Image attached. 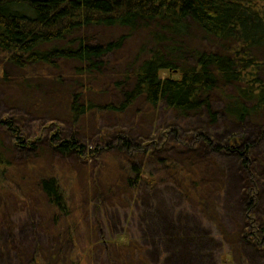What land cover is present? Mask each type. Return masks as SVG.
Wrapping results in <instances>:
<instances>
[{"label":"trees","instance_id":"obj_1","mask_svg":"<svg viewBox=\"0 0 264 264\" xmlns=\"http://www.w3.org/2000/svg\"><path fill=\"white\" fill-rule=\"evenodd\" d=\"M163 111L184 123L207 116L209 126L223 116L227 123L237 122L240 134L230 133L221 147L216 134L209 139L195 127L183 135L175 126L159 132L154 119L159 113L166 118ZM28 119L34 120L30 126L24 123ZM249 128L264 133V0H0V197L17 199L0 204V264H100V258L102 264L172 263L171 257L165 260L171 253L156 242L158 237L133 239L126 230L108 228L99 248L87 239V249L79 253L82 245L74 234L83 221L109 223L119 202L128 203L127 218L142 216L139 227L147 233L154 229L152 213L164 220L152 209L151 192L149 200L143 195L145 185L157 189L173 182L182 193L183 207H172V222L183 221L191 198L199 219L215 217L207 214L206 193L223 192L225 172L211 158V173L221 174L209 176L205 186L210 188L197 183L202 173L191 156L201 153L192 144L208 145L216 155H236L242 171L261 180L264 153L254 154L253 142L242 135ZM3 131L14 138L9 147L1 140ZM129 133L137 135L136 145L127 139L117 147ZM15 147L28 153L24 172L9 158ZM93 156L102 161L97 157V165L88 164ZM72 158L82 175H76ZM187 165L191 172L185 171ZM81 176L88 190L82 200L74 190ZM24 180L25 190L16 183ZM240 184L247 198L249 183L241 178ZM102 190L105 194L97 193ZM36 193L41 221L51 224L45 234L51 241L25 248L12 223L15 212L34 208ZM213 201L212 208L221 205ZM245 207L237 210L250 223L246 236L264 246L257 242L264 240V217L261 221L258 207ZM220 234L228 251L219 253L218 263L235 264L230 249L239 240ZM149 249L155 261L145 258Z\"/></svg>","mask_w":264,"mask_h":264},{"label":"rangeland","instance_id":"obj_2","mask_svg":"<svg viewBox=\"0 0 264 264\" xmlns=\"http://www.w3.org/2000/svg\"><path fill=\"white\" fill-rule=\"evenodd\" d=\"M200 42V41H199ZM217 102V101H215ZM164 117L163 113H159V115L154 119L155 128H159V132L164 131L167 127H178L179 131H177L180 134H189L191 130L195 128L197 129H202L203 134L206 135L207 138L211 139L214 138V135L216 134L215 143L222 145L225 144L226 137L229 136L230 133H237L240 134V126H238L237 122L236 124L233 123H227L224 120L223 116L218 117V122L215 123L213 126H209V124L206 122V119H208L207 116H202V118L198 119H191L189 120L188 123H184V121H179L177 119H171L170 114L168 112H165ZM130 115V113H129ZM165 118L163 120V118ZM223 117V118H222ZM198 120H202V122H196ZM224 120V123H223ZM31 119L26 120L24 123L26 126H30V124H33L34 120L31 121ZM145 121V120H144ZM221 123L225 125V128L220 129ZM199 124V125H198ZM202 124V125H201ZM206 124V125H205ZM134 125V124H133ZM198 125V126H196ZM143 125L140 124H135V127H142ZM139 129V128H138ZM220 129V130H219ZM26 130V129H25ZM46 131L52 132L51 127H47ZM125 131V130H124ZM133 134L136 131V134H140V132H137L136 129H133ZM198 132V131H197ZM196 132V133H197ZM132 133V132H131ZM131 133L128 134V137H125L124 139L120 140L121 144L119 145L116 143L117 147H124L123 143L125 145V141L128 139V141L131 144V141L133 143H137V135H132ZM236 134V135H237ZM242 135H245V138L252 141L254 144V154L260 155V153H264V133L262 135H259L256 130H253L252 128H249L247 132L243 133ZM258 135V137H257ZM2 141H4V144L6 147H9L12 145V141H14L13 136H10L7 132L3 131L2 135ZM24 137H31L27 136L26 134L23 135ZM196 138V136H194ZM161 144V143H160ZM194 148L197 149V151H200L202 155L205 154L204 157L200 154L198 155H193L191 158L194 160L195 163L199 164L198 169L202 173V176H200L199 181H196L197 183L201 184L202 187L205 186V183L209 184V176H212L216 178L221 174V172H225L224 175L222 176L221 180V185L223 187V192L222 193H215V192H207L206 195L209 198L208 200L210 201V205H208V215L214 216L216 213L215 217H211V219H199L198 217L201 216V213H195L198 212L199 209L195 207V199L191 198L190 202L192 204H189L192 208L190 210H184L183 213L184 217L183 221L180 223H176L175 221L172 222L171 216L173 212L171 211L172 207H178L179 208L183 207V202L178 196H180L182 193L180 191H177V188L173 185L174 183L171 182L167 183L168 185H160L157 189L154 188L152 185H145V189L143 192V195L146 196L147 200H149V191L151 192L150 197L151 199H155L156 205L154 211H156L158 216L164 220V222H160L158 219H155L153 216V213L151 215V224L153 225L154 229H151L148 233L146 232L147 229L140 228L139 225L141 224V221L139 219L143 220V217L141 216L139 219H137V216L132 215V217H126L127 213L129 212L128 210V203L121 202L118 203V206L114 209L115 211V216L109 223H105L104 226H95V223L90 222V220H87L86 222L83 221V223L78 227L76 231H80L78 233H75V241L79 245L78 246V251L79 253H84V251L87 248H84L85 242H87V239L94 245V248H99L101 245L98 242L100 240L99 238L106 239L107 234L105 233L106 229L112 228L114 231H127L132 235L133 239H137L140 237H146L149 238L150 240L156 239L154 237H158L159 239L156 241L157 243H164L171 255H165V260L168 262V259L171 257V262L169 264H219L218 263V256L219 253L222 251L227 252L228 251V246L227 243L223 242L221 238L220 232L225 231L226 233L229 234V237L227 238L228 241L230 239H234V236L236 237V240H239L238 244H236L232 249H230V253H232L231 256H234L233 261L235 264H264V246L260 245H255L252 244V239L247 238V228L246 226H249L250 223L244 221L242 213L240 210H237V206L240 204H243L246 206L245 208L250 209V207H258L259 208V216L261 218V221H263L264 217V167H260L263 171V174L261 175V180H256L252 179L251 175L248 174L246 171H242L239 160L235 157L236 155L230 154V153H219L215 154L214 151H211L210 148H208V145H204L203 149H200L198 145H193ZM191 146V148H192ZM205 148V149H204ZM258 148V149H257ZM16 150H13L12 153H10L9 158L19 167L21 171L24 172L26 169L25 164L23 165L24 161H26V156H28V153L23 152L21 153L20 151H17V148L15 147ZM221 149V148H220ZM259 150L257 153L256 151ZM162 152V151H161ZM225 152V151H223ZM160 153V152H159ZM156 154L158 157L163 156L160 154ZM179 152L178 154H180ZM104 155V154H102ZM221 155V156H220ZM137 156V155H136ZM215 156V157H214ZM53 157V155H52ZM98 157V162L100 163L102 160L99 159V156H93L91 160L88 161V164H92L93 166L97 165L94 163L96 161V158ZM253 157V156H252ZM49 158H51L49 156ZM57 158V157H56ZM218 159L220 164H221V172L220 170L216 169L211 173V161L210 159ZM54 159V157H53ZM71 160H75V162H72ZM70 160L71 166L74 168V171L76 172V175H82V167L79 165L80 163L72 158ZM94 163V164H93ZM258 163V162H254ZM57 165L61 166V162L58 161ZM104 166V165H103ZM106 167V166H105ZM211 169V170H210ZM214 169V168H213ZM185 171L191 172L192 170L189 168V165L186 166ZM28 176H26L27 178ZM179 177L181 178V175L179 174ZM185 177L190 181L189 176L185 175ZM241 178L247 183H249V186L246 191V196L247 198L242 197V194H240L242 186L240 184ZM185 179V178H183ZM101 182V181H100ZM17 184H20L25 190L26 186L29 184L24 182H16ZM86 179L81 177H77L74 185V190L75 192L79 191V199L82 200L84 197V189H86ZM96 181L91 185V188L95 189L96 186ZM215 185V183H212ZM36 185V184H35ZM101 186V185H100ZM38 187V186H37ZM205 187H209L206 185ZM210 188V187H209ZM99 189V188H98ZM97 190V189H96ZM92 192V190L90 191ZM11 193L15 194L16 196L19 195V193L14 192L11 189ZM88 193V190H87ZM98 194H105V190H102L100 192L97 191ZM95 193H89V198ZM143 196V197H144ZM93 198V197H92ZM213 199L217 202H220L221 205L217 208H212V202ZM15 200H17L15 198ZM11 197H0V204H13L15 201ZM34 200V208H26L22 209L21 212H15V218L12 224L15 223V227H13V230H17V233H14V236H19L21 242L24 244V247H31L33 245L36 246H44L46 240L49 238L46 236L47 228L51 224H47L41 221V218L44 216L43 212L41 211V204L39 203L41 200V197L39 193H36L33 196ZM96 203V202H95ZM14 207V206H12ZM21 208V207H20ZM0 209L2 207L0 206ZM12 209V208H10ZM151 209V207H149ZM215 209L217 212H214ZM212 210V212H211ZM151 211V210H149ZM149 211L146 212V215H149ZM9 213H13L12 211H8ZM152 212V211H151ZM182 210H178L177 215H181ZM245 214V213H244ZM140 215V214H139ZM138 215V216H139ZM218 215V216H217ZM1 216H5L4 214L1 213ZM13 216V214L11 215ZM10 217V216H9ZM187 219H186V218ZM126 221H130L128 225H124ZM174 219V216L172 217ZM189 219V220H188ZM160 222V223H159ZM253 223V222H252ZM165 225V227H164ZM264 226V222L262 223ZM94 230V231H90ZM160 228L162 229V232L160 231ZM99 229V231H97ZM12 230H8V233H11ZM122 231V232H123ZM144 231V232H143ZM147 233V234H146ZM209 233L210 235L206 234ZM151 235V237H150ZM256 238V237H253ZM262 238H264V234L262 235ZM148 239V241H149ZM234 239V240H235ZM247 239V240H246ZM257 240V239H256ZM51 241V240H50ZM50 241L46 242V245L50 243ZM227 241V242H228ZM263 241V239L257 240V242ZM151 243V241H149ZM102 244V243H101ZM212 244L214 245V250H212L211 246L213 247ZM211 245V246H210ZM162 246V245H161ZM148 247L150 245L148 244ZM164 247V246H163ZM150 253H146L145 258L148 261H155V254L154 251L152 252V249H149ZM214 252V253H213ZM153 255H152V254ZM213 253L212 257L214 258L213 262L210 261V254ZM85 255V254H84ZM227 255L226 253L222 255L223 258H226L225 256ZM237 255V256H236ZM86 256V255H85ZM97 263H98V257H97ZM104 261V259H103ZM164 261V260H163ZM238 261V262H237ZM240 262V263H239ZM99 263L102 264L101 258L99 259ZM105 263V261H104ZM84 264V261L83 263ZM229 264H233L232 262Z\"/></svg>","mask_w":264,"mask_h":264}]
</instances>
